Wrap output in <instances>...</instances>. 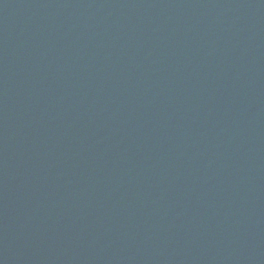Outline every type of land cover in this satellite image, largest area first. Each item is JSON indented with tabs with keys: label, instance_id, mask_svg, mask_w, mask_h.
Here are the masks:
<instances>
[{
	"label": "water",
	"instance_id": "95a60500",
	"mask_svg": "<svg viewBox=\"0 0 264 264\" xmlns=\"http://www.w3.org/2000/svg\"><path fill=\"white\" fill-rule=\"evenodd\" d=\"M0 264H264V0H0Z\"/></svg>",
	"mask_w": 264,
	"mask_h": 264
}]
</instances>
